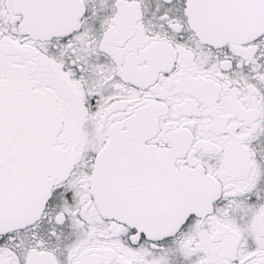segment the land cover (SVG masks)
<instances>
[{"label": "snow or ice", "instance_id": "obj_1", "mask_svg": "<svg viewBox=\"0 0 264 264\" xmlns=\"http://www.w3.org/2000/svg\"><path fill=\"white\" fill-rule=\"evenodd\" d=\"M0 264H264V0H0Z\"/></svg>", "mask_w": 264, "mask_h": 264}]
</instances>
